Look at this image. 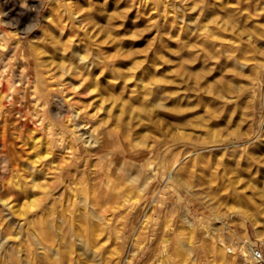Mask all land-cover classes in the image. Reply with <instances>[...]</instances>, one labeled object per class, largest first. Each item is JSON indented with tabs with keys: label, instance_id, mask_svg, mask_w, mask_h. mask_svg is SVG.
I'll return each mask as SVG.
<instances>
[{
	"label": "rangeland",
	"instance_id": "1",
	"mask_svg": "<svg viewBox=\"0 0 264 264\" xmlns=\"http://www.w3.org/2000/svg\"><path fill=\"white\" fill-rule=\"evenodd\" d=\"M255 242L264 0L0 14V264H250Z\"/></svg>",
	"mask_w": 264,
	"mask_h": 264
},
{
	"label": "bare ground",
	"instance_id": "2",
	"mask_svg": "<svg viewBox=\"0 0 264 264\" xmlns=\"http://www.w3.org/2000/svg\"><path fill=\"white\" fill-rule=\"evenodd\" d=\"M38 1L39 0H0V14L7 16V17H10V16L15 15L16 13L22 11L25 7L27 8V6L30 5L31 3H33V2L36 3ZM26 253L24 255L25 257L19 256V255L18 256H13V255L7 256V255H5L7 258L4 257L2 264H31V261L27 258V257H29V258L31 257L28 255L30 252L27 254ZM244 253H246V252L244 251ZM244 255H248V254L246 253ZM32 259H33V257H32ZM246 259H248V262H250V264H252V263L257 264L250 256H248V258L246 257Z\"/></svg>",
	"mask_w": 264,
	"mask_h": 264
},
{
	"label": "built area",
	"instance_id": "3",
	"mask_svg": "<svg viewBox=\"0 0 264 264\" xmlns=\"http://www.w3.org/2000/svg\"><path fill=\"white\" fill-rule=\"evenodd\" d=\"M247 254L257 263L264 264V243H248L245 247Z\"/></svg>",
	"mask_w": 264,
	"mask_h": 264
}]
</instances>
